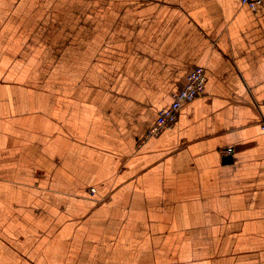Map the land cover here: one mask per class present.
<instances>
[{
    "label": "crops",
    "instance_id": "obj_1",
    "mask_svg": "<svg viewBox=\"0 0 264 264\" xmlns=\"http://www.w3.org/2000/svg\"><path fill=\"white\" fill-rule=\"evenodd\" d=\"M0 78V264H264V10L0 0Z\"/></svg>",
    "mask_w": 264,
    "mask_h": 264
},
{
    "label": "built area",
    "instance_id": "obj_2",
    "mask_svg": "<svg viewBox=\"0 0 264 264\" xmlns=\"http://www.w3.org/2000/svg\"><path fill=\"white\" fill-rule=\"evenodd\" d=\"M242 6L257 13L264 10V0H239ZM206 82L205 69L202 66L193 67L188 73L185 85L172 94L171 103L161 108L153 125L142 138V142L158 137L163 131L171 129L177 120L183 105L198 97ZM93 192V190H91Z\"/></svg>",
    "mask_w": 264,
    "mask_h": 264
},
{
    "label": "rangeland",
    "instance_id": "obj_3",
    "mask_svg": "<svg viewBox=\"0 0 264 264\" xmlns=\"http://www.w3.org/2000/svg\"><path fill=\"white\" fill-rule=\"evenodd\" d=\"M8 68H12V69H14V66H9V67H7V69ZM2 78H0V80H1ZM1 82H4V83H11V82H9V81H5V80H1ZM42 82V81H41ZM48 82V81H47ZM46 82V83H47ZM49 83H51V82H49ZM40 84V83H39ZM38 84V85H39ZM28 86H32L31 84H29ZM40 86V85H39ZM16 165H18V163L16 164ZM38 179H40V177L38 178ZM45 180V183H46V185H49V183L50 182H52V179L51 178H46V179H44ZM13 185H15V186H25V185H34V184H32V183H28V182H26V179L25 178H13L11 181H10ZM46 191H48V187H46ZM45 196H49L47 193L45 194Z\"/></svg>",
    "mask_w": 264,
    "mask_h": 264
}]
</instances>
